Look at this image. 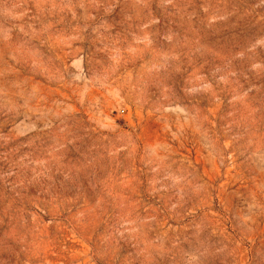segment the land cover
<instances>
[{
	"label": "rangeland",
	"instance_id": "obj_1",
	"mask_svg": "<svg viewBox=\"0 0 264 264\" xmlns=\"http://www.w3.org/2000/svg\"><path fill=\"white\" fill-rule=\"evenodd\" d=\"M0 264H264V0H0Z\"/></svg>",
	"mask_w": 264,
	"mask_h": 264
}]
</instances>
